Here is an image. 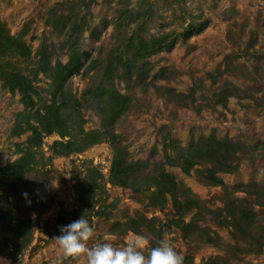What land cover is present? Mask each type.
Listing matches in <instances>:
<instances>
[{
	"label": "trees",
	"instance_id": "16d2710c",
	"mask_svg": "<svg viewBox=\"0 0 264 264\" xmlns=\"http://www.w3.org/2000/svg\"><path fill=\"white\" fill-rule=\"evenodd\" d=\"M93 1L61 0L52 3L47 8L44 22L61 38L57 43L40 40L33 53L23 39L27 29L11 33L0 18V86L11 94L16 92L21 103V108L14 112L6 137L26 133L23 140L13 141V151L17 155L0 162V264H15L17 255L29 243L32 236L31 212L39 215L57 202L47 191L53 157L77 154L102 140L107 142L110 151L106 175L103 176L94 165L85 163L80 175L70 171L75 207L70 212L60 210L51 220H45L43 232L46 240H52L60 234L61 226L82 216L90 220L97 215L108 221L110 208L115 205V201L104 200V185L108 182L128 188L132 199L164 213L160 217L146 215L137 208L132 211L123 208L119 214L121 219L113 217L108 221V233L115 236H122L127 231L142 234L152 247L163 238L167 229L173 227L186 243L182 254L184 264H238L239 261L247 264V254L264 251V178L236 182L228 187L217 172L235 171L243 155L254 147L264 148V139L247 143L226 133L216 135L211 128L196 137L190 135L182 144L170 134L166 123H160L156 127L160 147L151 146L146 158H133L120 133L114 130L115 123L132 104L129 89L149 83L154 85L153 78L146 80L150 67L148 56L162 49L169 50L178 39L185 41L207 23V18L188 19L178 32L147 31L148 34L144 35L140 31L145 27L148 4L136 9L135 17L131 16L130 7L123 6L122 14L114 22L115 43L109 47L103 68L97 79L86 83L77 96L67 81L72 74L86 72L90 66H84L83 57L87 52L81 49L80 41L81 31L88 27L84 13H88ZM128 21H134L129 32L126 31ZM226 36L235 37L230 39V43L238 47V37L229 26ZM253 39L254 31L250 30L245 46L237 50L247 52ZM58 49L64 51V59L58 56ZM254 56L259 58L258 53ZM235 67H238L237 62L226 54L223 65H217L205 75L213 84L220 74L233 73ZM164 71L165 68L161 67L154 76L164 77ZM39 73L47 78L46 96L41 95V86L35 82ZM115 77L122 80L126 90L118 89ZM154 87L157 90L160 86ZM159 91L177 105L190 104L196 111L202 105L193 103L196 100L193 86L186 92H176L170 87ZM244 92V88L223 81L212 102L226 107L229 95L240 96ZM263 96L264 90L259 99ZM83 102L95 108L98 115L96 127H83L84 117L80 110ZM52 133L57 137L51 140L47 145L48 152H45L43 137ZM159 150L162 157L157 159L155 155ZM70 160L73 167V159ZM166 165L176 166L184 173L194 171L195 178L204 185H218L221 191L214 196L221 204L208 205L207 198L200 197ZM24 193L28 194L27 200L22 195ZM208 221L227 227L232 240H223ZM201 243L213 245L220 251L195 261L191 249Z\"/></svg>",
	"mask_w": 264,
	"mask_h": 264
},
{
	"label": "rangeland",
	"instance_id": "374dc122",
	"mask_svg": "<svg viewBox=\"0 0 264 264\" xmlns=\"http://www.w3.org/2000/svg\"><path fill=\"white\" fill-rule=\"evenodd\" d=\"M56 1L61 0H0V18L11 33H17L22 28L27 29L23 39L31 46L33 53L40 40H52L57 43L61 38L44 22L47 8ZM147 4L149 12L144 16L145 27L140 31L144 35L148 34L147 31L178 32L188 19L207 18L208 21L185 41L178 39L169 50L162 49L148 56L150 67L146 80L153 78L154 85L160 86L159 89L156 90V87L150 83L144 87L136 86L129 89L132 94V104L115 123L114 130L122 136V142L125 143L131 156L146 158L151 146H156L157 149L160 147L159 135L156 131L160 123H166L170 134L178 138L182 144L186 143L190 135L196 137L199 133L209 132L211 128H214L216 135L226 133L234 139L247 143L264 139V96L259 99L264 90V0H94L88 8V13H84L88 27L81 31L80 41L81 49L87 52L83 57L84 66L87 67L89 64L90 66L86 72L80 71L69 77L67 82L71 90L79 96L86 83L97 79L98 72L104 66L109 47L115 43L114 22L118 19L117 16L122 14L121 8L130 7L131 16L135 17L137 16L135 10ZM133 22L128 21L127 32L134 26ZM227 26L231 28L234 36L238 37V47L230 43V39L235 37L226 36ZM250 30L254 31V39L251 46L247 47V52L241 53L237 48L245 46L244 42ZM254 53H258L259 58H256ZM226 54L232 56V61L237 62L238 67H235L233 73L220 74L211 84L205 73L213 70L217 65L222 66ZM58 56L64 59V51L58 49ZM161 67L165 68L164 77H155V72ZM38 76L39 79L35 82L41 86L39 88L41 95L46 96L44 87L47 78L41 73ZM223 81L232 82L245 89L240 96L229 95L226 99V107L212 102L214 93ZM114 82L119 90H126L122 80L116 78ZM190 86L195 89L196 100L193 103L202 104L199 111L190 104L177 105L159 91L170 87L176 92H186ZM20 108L18 94L16 92L11 94L0 86L1 163L17 155L13 151V141L23 140L26 136V133H23L16 137H6L14 112ZM80 110L84 117L85 129L98 125V115L94 107L83 102ZM56 137L57 135L53 133L43 137L42 146L45 152H48L47 145ZM109 155L108 144L102 140L77 154L53 157L52 177L47 182V191L57 202L39 215L35 216V213L31 212L32 236L29 243L17 255L15 264H54L61 257L62 253L55 241L46 240L47 236L43 232L45 220H51L60 210L70 212L74 209L75 195L71 186L70 171H76L80 175L85 163L94 165L105 176ZM161 157L159 150L155 158ZM70 158L73 159V167ZM166 168L181 178L200 197L207 198V204L211 207L221 204L214 196L221 191L218 185L200 183L195 178L194 171L184 173L178 167L170 165H166ZM217 174L228 187L236 182L264 178V148L257 146L243 155L235 171H219ZM104 186L105 202L115 201V205L110 208L108 221L113 217L121 219L119 214L123 208H127L128 211L137 208L146 215L155 214L160 217L164 215L163 211L145 207L132 199L128 188L108 182H105ZM108 221L102 216L91 217L89 222L95 228V235L88 242L89 247L105 242V237H108L114 246H121L136 235L131 231H127L122 236L110 234L107 232ZM208 225L219 233L223 240H232L227 227L209 221ZM165 237L181 255L185 252L186 243L176 228L167 229L163 238ZM218 251H220L218 248L206 243L197 244L191 249L195 261ZM245 258L247 264H264V251L259 254H247ZM240 263L241 261L238 262ZM63 264H86V260L84 257L69 258L64 260Z\"/></svg>",
	"mask_w": 264,
	"mask_h": 264
},
{
	"label": "clouds",
	"instance_id": "9594fccd",
	"mask_svg": "<svg viewBox=\"0 0 264 264\" xmlns=\"http://www.w3.org/2000/svg\"><path fill=\"white\" fill-rule=\"evenodd\" d=\"M22 195L27 200L28 194ZM94 235V226L84 216L61 226L60 234L53 240L62 255L54 264H63L64 260L80 257L85 258L86 264H184V256L166 237L158 240L152 247L149 239L142 234L134 235L121 246H114L110 239L105 237V242L89 247L88 242ZM145 249H148L147 253Z\"/></svg>",
	"mask_w": 264,
	"mask_h": 264
}]
</instances>
